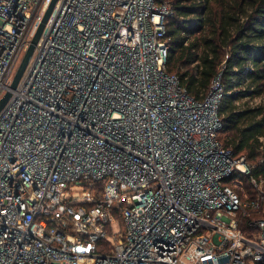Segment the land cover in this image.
I'll return each mask as SVG.
<instances>
[{
	"label": "built area",
	"instance_id": "1",
	"mask_svg": "<svg viewBox=\"0 0 264 264\" xmlns=\"http://www.w3.org/2000/svg\"><path fill=\"white\" fill-rule=\"evenodd\" d=\"M52 1L0 0V264H264L263 182L219 77L168 71L170 4L58 0L10 90Z\"/></svg>",
	"mask_w": 264,
	"mask_h": 264
},
{
	"label": "trees",
	"instance_id": "2",
	"mask_svg": "<svg viewBox=\"0 0 264 264\" xmlns=\"http://www.w3.org/2000/svg\"><path fill=\"white\" fill-rule=\"evenodd\" d=\"M167 2L173 12L166 20L168 71L198 100L219 77L223 87L219 141L234 156H245L251 177L264 185V153L260 151L264 104L237 105L264 96V0ZM249 180L245 179L246 184ZM247 190L252 194L249 183Z\"/></svg>",
	"mask_w": 264,
	"mask_h": 264
},
{
	"label": "water",
	"instance_id": "3",
	"mask_svg": "<svg viewBox=\"0 0 264 264\" xmlns=\"http://www.w3.org/2000/svg\"><path fill=\"white\" fill-rule=\"evenodd\" d=\"M58 0H53L52 3L50 4L49 8L47 9L45 15H44V18L36 32V34L34 35L31 43H30V46L27 50V52L25 53L17 71H16V74L14 76V79L12 81V84L10 86V90H15L17 87H18V84L32 58V55L34 53V50H35V47L44 31V28H45V25L49 19V17L51 16L52 12H53V9L56 5ZM11 97V91H7L5 93V95L0 99V112L2 111V109L5 107V105L7 104V102L9 101Z\"/></svg>",
	"mask_w": 264,
	"mask_h": 264
},
{
	"label": "rangeland",
	"instance_id": "4",
	"mask_svg": "<svg viewBox=\"0 0 264 264\" xmlns=\"http://www.w3.org/2000/svg\"><path fill=\"white\" fill-rule=\"evenodd\" d=\"M166 1H169L171 3H176L177 2V0H166ZM184 1H187V0H184ZM174 73H176V72H174ZM239 103H245L249 107H257L259 105L264 104V96H262V97H255V98H251V99L248 98V99H245L243 101L237 102V105ZM221 137H224V136L221 135ZM260 151H262V153H264V139H263V144L260 147Z\"/></svg>",
	"mask_w": 264,
	"mask_h": 264
}]
</instances>
